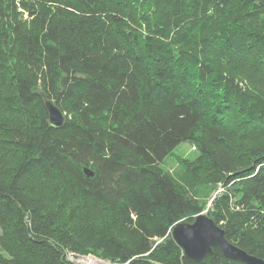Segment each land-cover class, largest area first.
Instances as JSON below:
<instances>
[{
  "label": "trees",
  "instance_id": "obj_1",
  "mask_svg": "<svg viewBox=\"0 0 264 264\" xmlns=\"http://www.w3.org/2000/svg\"><path fill=\"white\" fill-rule=\"evenodd\" d=\"M205 209L264 259V0H0V264H244L174 242Z\"/></svg>",
  "mask_w": 264,
  "mask_h": 264
},
{
  "label": "water",
  "instance_id": "obj_2",
  "mask_svg": "<svg viewBox=\"0 0 264 264\" xmlns=\"http://www.w3.org/2000/svg\"><path fill=\"white\" fill-rule=\"evenodd\" d=\"M43 99L48 111L49 126L55 128L62 126L66 120L65 113L52 99L45 95ZM83 172L87 177L94 175V171L89 166H84ZM171 236L183 250L184 255L195 260H203L206 254L212 251L213 246H217L228 258L239 260L244 264H264L263 258L247 252L229 240L224 229L205 211L195 215L191 222H176L171 229Z\"/></svg>",
  "mask_w": 264,
  "mask_h": 264
},
{
  "label": "rangeland",
  "instance_id": "obj_3",
  "mask_svg": "<svg viewBox=\"0 0 264 264\" xmlns=\"http://www.w3.org/2000/svg\"><path fill=\"white\" fill-rule=\"evenodd\" d=\"M198 154V151L192 143L183 141L180 142L171 153H169L164 160L161 162V166L164 170L172 174L173 176H177L182 169L181 163L184 159H194ZM222 190L221 186L218 187L217 190H215L212 193V196L214 197L216 194H218ZM207 206H210V204H207ZM205 212L207 209L204 210ZM3 252V251H1ZM4 253V252H3ZM5 254V253H4ZM87 256L91 255H76V253L69 252L67 253V259H69L72 262H75L77 264H86L85 258ZM98 260L95 264H111V262L105 258H100L97 256H91Z\"/></svg>",
  "mask_w": 264,
  "mask_h": 264
},
{
  "label": "bare ground",
  "instance_id": "obj_4",
  "mask_svg": "<svg viewBox=\"0 0 264 264\" xmlns=\"http://www.w3.org/2000/svg\"><path fill=\"white\" fill-rule=\"evenodd\" d=\"M84 258H85L86 264H95V263L98 262V260H96L95 258H93L91 256H87V257H84Z\"/></svg>",
  "mask_w": 264,
  "mask_h": 264
}]
</instances>
